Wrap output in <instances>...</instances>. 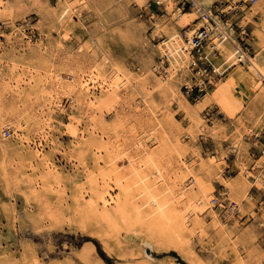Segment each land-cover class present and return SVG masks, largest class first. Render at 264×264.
Instances as JSON below:
<instances>
[{
	"label": "rangeland",
	"instance_id": "obj_1",
	"mask_svg": "<svg viewBox=\"0 0 264 264\" xmlns=\"http://www.w3.org/2000/svg\"><path fill=\"white\" fill-rule=\"evenodd\" d=\"M5 1L11 5V17L23 29L26 37L21 40L22 36L18 33L7 40L5 36H1L5 45L1 52L19 63L40 66L43 56L25 47L23 43L24 40H30L33 45L48 41L52 43L57 36L59 22L52 19L50 10L57 6V0ZM232 1L233 4L238 2L241 5V12H234L232 17L244 25L248 54L254 56L260 51V55H263L264 51L260 50L254 38L255 31L264 21V0H260L258 9H250L253 2L258 0H204V4L206 10L214 15V9L231 4ZM68 2L75 8L79 6L81 13L80 19L74 18L70 25L63 54L85 60L87 64H92L95 59L99 62L98 55L93 58L88 54L76 53L78 45H91L93 35L99 39L103 50L124 69L130 70L133 75L143 74L158 117L181 137L187 161L192 162L193 170L206 180L205 186L213 194L210 204L232 238L225 241L218 237L209 219L208 209L204 213L207 226L203 240L195 232H186L189 240L179 242L165 228L148 224L135 226L137 240L130 239L128 247L112 240L108 247H104L95 238L100 225L85 216L82 201L76 191L77 183L85 178L86 168L95 169L102 163L87 143L90 138L88 134L85 142L78 144L72 154L69 153L73 133L81 125L74 122L72 114L54 113L52 120L58 132L50 135L55 150L48 147L45 141L41 145L38 139L35 141L50 158L56 169L55 175L47 174L42 164L36 162V172L27 171L20 166L22 175L10 170V178L13 180L6 181L0 168V258H6L0 264H23L22 257L26 264H98L96 255L110 264L133 262L136 257L152 259L154 264H234L232 245L237 246L248 264H255L259 259L264 264V158L261 156L264 152V78L251 72L248 63H234L211 89L202 94L203 96L209 92L210 96L203 102L200 112L191 111L202 125L191 123L187 111L194 106L196 100H191L181 88L183 83L189 82L190 72L181 69L174 82L180 104L177 97L157 86L154 75L164 77L167 73L165 67L170 65L169 58L163 56L157 47L168 37L166 29L171 20L166 10L165 13L155 14L159 22L154 27L149 18L150 9L153 8L147 7L151 0H141L140 4H136L134 0ZM85 2L88 8L82 7ZM242 6L247 7L246 10L241 9ZM61 9L60 6L56 14ZM249 11L253 14L248 15ZM236 26L238 33L241 29ZM1 30L4 34L9 33V27H2ZM55 62L61 63L58 59ZM155 65L157 68L154 70ZM102 67L106 72L109 71L107 64ZM243 79L244 83L237 87ZM10 96L9 93L6 94L5 104H8L7 101L13 102L14 98ZM63 104L69 109L67 99H64ZM116 105L119 111H123L121 106ZM138 108H134L135 112L132 111L135 125L140 124L141 118H147L140 115L142 106ZM261 113L263 115L258 118ZM114 121L115 113L110 112L104 116L99 126L111 127ZM9 129L10 135L4 136L9 148L21 151L26 159H32V151L28 148L21 149L12 137V129ZM237 135L240 136L238 148L233 145ZM95 140L98 142V135ZM148 143L153 144V141L149 139ZM1 153L0 149V162L3 160ZM195 153L204 161L210 162L206 174L197 171L199 160ZM242 166L252 173L248 176L250 185L245 186L240 182ZM215 172L242 196L243 201L239 206L228 199L227 188L221 185ZM27 173L40 181L37 193L30 192V182L22 180ZM255 174H260L262 183H253ZM231 203L234 205L231 206ZM86 240L94 245L95 250L81 258L80 247Z\"/></svg>",
	"mask_w": 264,
	"mask_h": 264
},
{
	"label": "bare ground",
	"instance_id": "obj_2",
	"mask_svg": "<svg viewBox=\"0 0 264 264\" xmlns=\"http://www.w3.org/2000/svg\"><path fill=\"white\" fill-rule=\"evenodd\" d=\"M134 2L140 4L141 0H134ZM163 2L171 23L166 29L167 39L157 47L163 56L169 58L170 65L165 67L167 73L164 77L154 75L157 78V86L176 98L178 96L174 85L176 76L181 69L190 72L187 55L179 52L184 42L180 31H185V35L190 38L197 27L211 26V24L202 18L195 8L180 11L176 7V0H163ZM199 2L206 10L204 0ZM259 2L260 0L253 2L250 9H256ZM232 5L233 1L228 4V7ZM60 6L62 9L59 14H56ZM73 6L68 0H57V6L51 8L52 19L59 22L57 36L52 43L48 41L33 45L30 40H24L25 47L43 56L40 66L34 67L19 63L1 52L5 48L1 36H5L7 40L17 36L18 33L22 36L21 40L26 36L23 29L17 26L11 17L13 13L11 5L5 0H0V149L3 154L0 168L2 176L6 181H10L12 175L10 170L22 175L20 166L27 171L36 172L38 170L36 162L42 164L47 174L54 176L56 171L54 165L40 148L42 146L38 147L35 139H38L40 145L42 141H45L48 147L55 150L50 134L58 131L54 127L52 115L62 113L70 116L72 114V119L76 124L81 125V128L73 133L72 143L68 147L69 153L72 154L75 147L84 143L89 135L87 143L94 149L96 158L102 163L95 169L86 168L85 178L77 183L76 191L78 198L82 201L85 216L100 225L95 238L104 247H108L111 240L128 247L130 239L137 240L135 226L141 227L148 224L165 228L179 242L189 240L185 235L186 232L190 234L195 232L203 240L207 226L204 213L208 209L210 210V218H208L218 237L225 241L231 240L232 237L223 221L219 219L211 205L213 194L205 186L206 180L193 170L192 162H188L184 155L185 148L181 137L177 132H173L167 122L158 117L156 106L152 104L150 98V90L145 86L143 74L133 75L130 70L124 69L103 50L99 39L93 35H91V45H78L76 53L88 54L93 58L98 55L99 62L95 59L92 64H87L85 60L70 58L69 55L63 54L70 25L74 22V18L80 19L79 6L78 8ZM82 7L89 6L85 2ZM246 8L241 7L243 10ZM206 11L209 12V10ZM252 14V11H249L248 15ZM212 16L218 24H221L218 16L215 14ZM236 25L241 29L238 33L235 26L229 28L233 39L245 31L243 24L237 21ZM2 27H9V33L4 34ZM211 28L217 29L212 26ZM255 32L254 39L259 44L260 50L264 51V21ZM232 49L231 42L224 43L217 56L223 62L224 73L232 67L225 69L226 59ZM245 54L246 57L239 63H248L251 72L264 78V54L260 55L259 51L256 55L250 56L248 50ZM56 59L61 63H56ZM104 64L108 65L109 71L104 70L102 67ZM156 68L155 65L153 69ZM243 70L246 71V69ZM188 79L190 80V77ZM92 90L98 93L95 94ZM7 93L14 98L12 103L7 101L8 104H5L4 98ZM209 96V92H206L187 111L191 123L201 124L200 119L192 115L191 111L199 113L203 102L209 99ZM64 99L69 101V109L65 108ZM177 102L180 104L181 100L178 99ZM116 104L121 106L123 111H119ZM139 106H142L140 109L142 114H138L141 117L145 115L147 118H141L140 124L135 125L132 111ZM110 112L115 113L114 123L111 127L103 125L100 127V122H103L104 116ZM262 115L261 113L258 118ZM4 127L12 129V137L21 149L28 148L32 151V159H26L21 151L9 148L4 137L6 135L2 133ZM86 134H88L87 137ZM97 135L98 142L95 140ZM149 139L153 141V144L148 143ZM239 140L240 136L237 135L236 140L233 141L234 147L238 148ZM195 156L199 160L197 171L206 174L209 171L210 162L204 161L198 153H195ZM261 156L264 158V152ZM244 166L241 167L240 182L246 186L250 185L248 176L252 173ZM218 172H215L216 176L221 185L227 188L228 199L239 206L243 201L242 196L238 195L224 178H220ZM29 173L22 180L30 182V192L37 193L40 181ZM253 178V183H262L260 174L253 175ZM232 248L234 264H248L237 246L232 245ZM93 250H95L94 245L87 241L80 247L79 256L84 258L83 255ZM22 259L23 264H26L24 257ZM5 260V257L0 258V262ZM96 261L98 264H107L99 255H96ZM117 264H154V261L146 257H136L133 262H117ZM255 264L263 263L259 259Z\"/></svg>",
	"mask_w": 264,
	"mask_h": 264
},
{
	"label": "built area",
	"instance_id": "obj_3",
	"mask_svg": "<svg viewBox=\"0 0 264 264\" xmlns=\"http://www.w3.org/2000/svg\"><path fill=\"white\" fill-rule=\"evenodd\" d=\"M234 5V6H233ZM232 6L228 7V4L222 8L213 10V13L219 17L220 23L218 24L213 16L204 10L203 4L199 0H176V7L180 11L189 10L195 8L199 11L200 16L204 18L212 27H216L213 30L211 26L202 25L197 27L190 38L185 35V31H180L183 35V45L179 48L180 53H184L188 57V66L190 69V80L182 84L181 88L184 93L195 101L209 88H211L217 78L224 74L222 68L223 62H221L217 56L220 54L221 45L227 42L232 43V51L227 57V66H232L234 63H239L246 57V51L248 49L247 32L242 31L234 39L229 33L230 26L236 25V20L233 19L234 12H241L238 2H234ZM150 9L149 18L151 19L152 26H156L158 18L155 14L159 15L165 13L163 0H151V4L148 3L147 7ZM163 15V14H162ZM236 28H238L236 26ZM164 61H165V57ZM163 61V62H164ZM10 129H4V135L8 136ZM234 204L231 203V206Z\"/></svg>",
	"mask_w": 264,
	"mask_h": 264
},
{
	"label": "crops",
	"instance_id": "obj_4",
	"mask_svg": "<svg viewBox=\"0 0 264 264\" xmlns=\"http://www.w3.org/2000/svg\"><path fill=\"white\" fill-rule=\"evenodd\" d=\"M137 4V3H136ZM180 70V69H179ZM244 83V79L237 85V87H239V85H242Z\"/></svg>",
	"mask_w": 264,
	"mask_h": 264
},
{
	"label": "trees",
	"instance_id": "obj_5",
	"mask_svg": "<svg viewBox=\"0 0 264 264\" xmlns=\"http://www.w3.org/2000/svg\"><path fill=\"white\" fill-rule=\"evenodd\" d=\"M86 241H88V240H86ZM90 241H91V240H90ZM83 242H84V241H83ZM83 242H82V243H83ZM80 246H81V245H80ZM100 257H101V256H100ZM108 263H109V262H108ZM108 263H107V264H108ZM109 264H110V263H109Z\"/></svg>",
	"mask_w": 264,
	"mask_h": 264
}]
</instances>
